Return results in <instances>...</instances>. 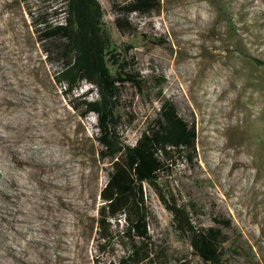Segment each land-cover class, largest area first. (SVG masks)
Segmentation results:
<instances>
[{"label":"rangeland","instance_id":"1","mask_svg":"<svg viewBox=\"0 0 264 264\" xmlns=\"http://www.w3.org/2000/svg\"><path fill=\"white\" fill-rule=\"evenodd\" d=\"M125 1L100 0L113 44L132 47L147 80L144 90L122 88L126 141L136 142L158 110L153 86L164 76L163 97L197 126L198 158L179 161L163 182L199 204L204 226L231 219L227 264H264V0H162L153 16L132 14L123 32L114 4ZM56 69L27 6L0 0V264H103L107 257L95 263L110 163L99 157L95 118L71 105ZM148 202L149 250L172 263L205 264L150 188Z\"/></svg>","mask_w":264,"mask_h":264},{"label":"trees","instance_id":"2","mask_svg":"<svg viewBox=\"0 0 264 264\" xmlns=\"http://www.w3.org/2000/svg\"><path fill=\"white\" fill-rule=\"evenodd\" d=\"M21 1L47 60L57 64L55 83L66 96L72 95L70 103L82 108L83 117L93 115L99 157L110 163L95 222V263L101 255L107 256L103 264H191L186 259L172 263L164 251L149 250L154 219L148 202L150 188L172 213L175 230L189 240L205 264H227L225 244L230 240L231 219L220 215L214 225L204 226L199 204L180 200L163 182L179 161L192 163L198 158L197 126L163 97L166 78L160 75L153 86L162 97L158 110L136 142L128 143L119 112L122 88L130 84L144 90L147 80L137 70L132 47L122 52L113 44L100 0ZM161 6L162 0L116 2V25L125 32L132 14L153 16ZM117 244L125 246L124 253H116Z\"/></svg>","mask_w":264,"mask_h":264},{"label":"bare ground","instance_id":"3","mask_svg":"<svg viewBox=\"0 0 264 264\" xmlns=\"http://www.w3.org/2000/svg\"><path fill=\"white\" fill-rule=\"evenodd\" d=\"M35 223V222H34Z\"/></svg>","mask_w":264,"mask_h":264}]
</instances>
